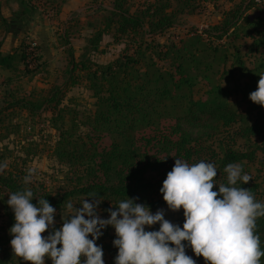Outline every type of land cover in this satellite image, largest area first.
<instances>
[{
    "label": "trees",
    "instance_id": "obj_1",
    "mask_svg": "<svg viewBox=\"0 0 264 264\" xmlns=\"http://www.w3.org/2000/svg\"><path fill=\"white\" fill-rule=\"evenodd\" d=\"M17 1L21 14L41 10L56 18L67 2ZM215 1L146 0L134 6L129 0H112L111 8L102 9L89 23L91 35L85 49L97 52L102 37L111 35L115 43L125 42L118 58L106 64L96 63L86 55L76 60L73 49H68L69 67L64 72V82L20 99L4 93L10 101L3 98L2 126L7 110L12 115L16 110L34 117L49 114L43 118L54 137L46 151L66 166L68 185L65 191L52 193L33 179L25 184L28 174L11 163L13 171H0V242L9 246L0 252V264H27L11 249L9 229L15 221L6 203L10 193L24 188L33 191V204L45 198L56 212L65 209L64 201L74 200L79 207L91 196L102 200L99 207L104 214L126 196L137 198V203L153 211L167 206L159 190L179 158L189 164L201 160L214 164L217 183H226L223 170L228 163L240 164L251 179L236 186L251 190L255 200L264 203V107L249 99L264 74V0H239L224 11L216 25L200 34L196 28L191 29V37L180 40V46L152 40L175 27L181 15L194 13L201 2ZM248 11L257 14L247 15ZM9 29L8 21L0 15L2 39ZM70 33L65 31L66 44ZM213 37L250 43L244 44L242 52L231 42L215 44L209 40ZM37 52V45L19 39L11 53H0V70L11 72L22 65L23 70L33 71L40 65ZM154 57L167 64L159 65ZM227 77L237 82L233 91L240 97L238 102L231 103L232 92L227 96L229 91L221 85ZM82 82L95 100L93 110L85 115L63 105L67 90ZM197 87L202 88L200 95ZM241 102L245 103L244 110L239 108ZM253 138L259 142H251ZM238 141L245 143L238 147ZM252 166L256 167L253 176ZM213 190L218 191V187L214 185ZM256 224L255 232L264 250V217L258 218ZM186 254L196 264L204 261L191 248H186ZM260 264H264V257Z\"/></svg>",
    "mask_w": 264,
    "mask_h": 264
},
{
    "label": "clouds",
    "instance_id": "obj_2",
    "mask_svg": "<svg viewBox=\"0 0 264 264\" xmlns=\"http://www.w3.org/2000/svg\"><path fill=\"white\" fill-rule=\"evenodd\" d=\"M249 99L264 107V74ZM223 171L226 183H217L214 164L175 159L159 191L169 210L183 209L182 226L165 219L163 209L153 213L146 204L137 203V198L127 196L107 210L108 218H101L102 200L91 196L79 207L64 201L66 213L57 229L56 209L48 200L37 199L33 204L31 189L14 191L6 201L15 221L9 229L11 249L27 264H45V257L52 264H104L97 240L111 226L113 246L118 250L114 264H196L186 248L202 256L205 264H260L264 250L255 229L257 219L264 217V203L255 200L251 190L236 186L251 179L240 164L228 163ZM31 180L29 170L24 183ZM157 224L158 230H146Z\"/></svg>",
    "mask_w": 264,
    "mask_h": 264
},
{
    "label": "rangeland",
    "instance_id": "obj_3",
    "mask_svg": "<svg viewBox=\"0 0 264 264\" xmlns=\"http://www.w3.org/2000/svg\"><path fill=\"white\" fill-rule=\"evenodd\" d=\"M130 5H138L146 0H129ZM148 1V0H147ZM152 1V0H149ZM112 0H67L63 5L61 13L56 18L50 13H42L41 10L31 13L30 15L21 14L17 0H0V15L3 16L10 27L6 38L0 45V53L6 54L19 39H26L31 44L38 46V55L40 56V65L33 71L23 70L22 65H17L16 70L8 72L0 70V109L5 107V100H9V96L4 93H11L15 99L31 96L34 92L45 91L54 84H61L67 78L65 75L66 69L69 67V50L73 49L76 60H79L80 55H86L92 61L99 64H106L118 58L125 48V42L115 43L111 35H104L99 45L97 52H88L85 49L86 39L91 35V27L89 23L96 19V16L102 13V9L111 8ZM239 0H217L215 2H201L199 8L191 14H183L175 27L166 30L161 35L152 37L155 43L168 46L176 44L180 46V40H186L191 37V29L196 28L198 34L200 31L216 25L221 21L224 11L230 9ZM256 11H248L247 15H256ZM72 19V20H71ZM75 21L77 25H74ZM71 30L69 35V44L65 43V31ZM208 38L207 34H204ZM215 44H227L231 42L233 45L241 47L244 52L245 43L250 41H235L224 37L217 39L213 37L209 39ZM78 57V58H77ZM159 65H166L167 61H159L156 57L153 58ZM28 71V72H27ZM82 75V73H78ZM220 76H215L217 79ZM237 82L225 78L221 85L227 89L230 95V102H238L240 97L234 95L233 87ZM240 83V82H239ZM198 95L202 92V88L197 87ZM231 91V92H230ZM197 95V96H198ZM95 103L91 92L86 88L85 82L76 85L67 90L63 105H67L75 109L80 115L88 114L93 110ZM245 103L241 102L240 110L245 109ZM5 118L3 126L0 124V165H3V170L13 171L10 165L17 166L18 169H23L24 173L28 174L32 170V179L37 183H42L45 188L52 193H61L65 191L67 182L68 170L66 166L58 163L46 151L50 143V139L54 137V131L48 127L43 117H49L46 113L41 117L27 116L23 111H15L12 115L9 110L4 112ZM4 136V137H3ZM50 136V137H49ZM216 139H219L218 137ZM251 142H259V139L253 138ZM46 141V142H45ZM244 141H238V147H242ZM25 161L24 163H21ZM9 166V167H8ZM256 166V165H254ZM251 167V175H255L256 167ZM78 207L74 200L71 201ZM165 212V219L174 224H183V209L175 212L168 209L167 206L159 207ZM157 210V209H156ZM156 210L151 212L155 213ZM98 212L101 218H108V213L104 214L100 207ZM54 217V227L57 229L62 226V216L66 210L57 211ZM3 218L0 216V224ZM159 225H153L146 230H158ZM1 234V233H0ZM47 235V231L42 233ZM91 238V237H89ZM115 239V231L111 226L103 230V235L97 240V244L102 246L104 264H114V259L117 255V249L113 246ZM60 246V245H59ZM5 247H9L0 242V252ZM84 257H81L83 261ZM51 259L45 257V264H51ZM200 264H205L202 261Z\"/></svg>",
    "mask_w": 264,
    "mask_h": 264
},
{
    "label": "crops",
    "instance_id": "obj_4",
    "mask_svg": "<svg viewBox=\"0 0 264 264\" xmlns=\"http://www.w3.org/2000/svg\"><path fill=\"white\" fill-rule=\"evenodd\" d=\"M7 36H5L3 39L0 37V41H1V44L0 45H3L2 44V42H3V40L6 38ZM19 41V40H18ZM18 41L16 42V46L18 45ZM15 46V47H16ZM15 47H13L11 50H13ZM12 51H10V52H8V53H6V54H9V53H11ZM2 54V53H1ZM3 55H5V54H3Z\"/></svg>",
    "mask_w": 264,
    "mask_h": 264
}]
</instances>
